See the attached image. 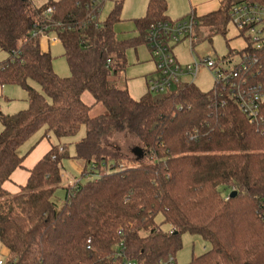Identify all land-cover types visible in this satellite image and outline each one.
<instances>
[{
	"label": "trees",
	"instance_id": "1",
	"mask_svg": "<svg viewBox=\"0 0 264 264\" xmlns=\"http://www.w3.org/2000/svg\"><path fill=\"white\" fill-rule=\"evenodd\" d=\"M41 1L0 0V51L8 54L0 62V87L20 86L28 103L14 115L0 113L4 264H111L120 247L136 264H155L175 260L184 233L210 245L187 264H264V101L252 123L216 83L206 93L185 84L162 98L148 90L137 100L129 95L119 80L126 53L141 45L150 51L149 27L173 22L166 0H147L134 20L136 36L122 40L115 31L122 1L103 21L107 0ZM240 4L264 8V0H224L213 13L188 16L198 23L191 51L223 35L231 9ZM38 31L61 44L69 77L53 71L50 52L33 37ZM238 33L246 47L233 66V82L264 89V46L252 47L250 37ZM84 92L93 104L82 101ZM95 105L105 113L92 116ZM82 127L72 159L84 164L82 176L96 178L68 185L57 207L53 199L67 158L59 142ZM127 137L138 141L135 156L118 149ZM42 140L49 151L27 170L17 193L7 192L4 184Z\"/></svg>",
	"mask_w": 264,
	"mask_h": 264
},
{
	"label": "rangeland",
	"instance_id": "2",
	"mask_svg": "<svg viewBox=\"0 0 264 264\" xmlns=\"http://www.w3.org/2000/svg\"><path fill=\"white\" fill-rule=\"evenodd\" d=\"M117 1H122V11L120 16L121 22L115 26L117 38L121 40L133 38L136 36L134 20L140 18L144 14L147 0H107L100 13V21H103L106 18L108 13L113 8L114 3ZM170 1L175 3L177 0ZM36 3H42V1L36 0ZM50 39H52V37ZM39 45L41 50L50 52L53 71L59 77H69L70 72L63 57V47L61 44L59 42L48 43L42 39H39ZM245 47L246 44L243 37L239 36L238 31L229 21L225 27V30H223V35H213L211 42L203 41L196 43L193 46V51H191L190 44L187 41H184L181 44L175 46L172 49V53L176 57V61L181 66L191 64L193 63V60L202 62L203 59L207 58L214 61L217 59H227L230 57L229 61L224 63L223 66L224 68H227L232 67L240 62L239 53H241ZM7 57V53L0 51V62L7 59ZM125 59V71H121L119 75L123 82H127L128 93L137 100L141 98L143 93H146L144 77L153 70V67L149 61L150 56L146 46L141 45L136 50H128ZM186 81L190 83L191 79H186ZM181 83L183 84V80H181ZM192 84L196 89L203 93L209 92L213 88L212 75L205 68L201 67ZM31 85L36 89V91L40 92V88L36 84L31 83ZM171 93H173V91H168L165 94L153 95V97L162 98L168 96ZM81 99L87 105H91L95 102L93 97L88 92H84L81 96ZM27 107V95L20 86L5 85L0 87L1 115H14L20 111L26 110ZM103 113H105V110L100 105H95L92 107L90 114L92 116H96ZM1 130L2 127L0 125V132ZM83 136L84 128L82 127L75 136L62 139L59 142L61 145L65 144L67 148V158L61 161L62 179L59 188L55 192V198L53 199V202L57 207H59L63 202L65 188L68 185L72 186L77 181L86 182L96 178L93 175L82 176L81 172L83 171L84 164L78 160L72 159V156L75 154V143ZM120 139L121 141L118 142L119 151L124 155L135 156L134 150L137 149L138 141L132 137ZM29 142L30 143H27L23 146L20 153L25 152L26 148L34 142V139L30 140ZM50 142L53 144H58V141L53 136H51ZM112 142L116 143L115 140ZM103 143L106 144L105 141ZM222 194L225 196L228 194V190L223 191ZM208 248H210V245L204 239H202L199 234L184 233L181 236V248L175 255V262L176 264H187L192 257H197ZM4 257L5 249L0 245V260H4Z\"/></svg>",
	"mask_w": 264,
	"mask_h": 264
},
{
	"label": "built area",
	"instance_id": "3",
	"mask_svg": "<svg viewBox=\"0 0 264 264\" xmlns=\"http://www.w3.org/2000/svg\"><path fill=\"white\" fill-rule=\"evenodd\" d=\"M230 22L237 31H243L244 34H247L246 36L250 37L252 47L263 48L264 8L257 5H237L230 11ZM197 27L198 23L192 17L173 22L157 23L149 27L147 41L154 62V75L149 77L147 81L148 92L152 94H165L168 91L175 92L182 85L192 84L200 68L203 67L212 75L213 83L222 88H227L242 114L252 123H256L259 119L260 104L264 101V89L260 85L250 86L243 81L241 85L234 83L233 66L223 67L227 61L219 63L207 58L203 59L202 62L193 60V63L185 66H181L176 61L172 49L184 41L191 44ZM38 36L47 42H57L54 36L43 35L42 31L33 34V37ZM51 37L52 39H50ZM107 63L109 64V61ZM186 79H191L190 83ZM181 80H183V84ZM113 255L115 260L111 264H136L126 258L122 247L119 250L117 249V252ZM0 264H4L3 259L0 260ZM155 264L176 263L170 257Z\"/></svg>",
	"mask_w": 264,
	"mask_h": 264
},
{
	"label": "crops",
	"instance_id": "4",
	"mask_svg": "<svg viewBox=\"0 0 264 264\" xmlns=\"http://www.w3.org/2000/svg\"><path fill=\"white\" fill-rule=\"evenodd\" d=\"M223 1L224 0H177L175 3H172L170 0H166L168 6L167 16L171 21L181 20L191 15L200 18L217 11L221 7ZM147 50L150 56L149 61L153 70L144 77L146 92L147 81L149 77L154 75V62L148 48ZM119 80L122 81L120 77ZM124 83L127 88V82L125 81ZM145 94L146 93H143V95ZM132 98L134 99V97ZM49 148L50 146L48 141H40L29 156L25 158L23 162L24 169L15 170L10 177V181L4 184V189L11 194L17 193L19 191V187L23 186L27 180V170L32 168V166L49 151Z\"/></svg>",
	"mask_w": 264,
	"mask_h": 264
},
{
	"label": "water",
	"instance_id": "5",
	"mask_svg": "<svg viewBox=\"0 0 264 264\" xmlns=\"http://www.w3.org/2000/svg\"><path fill=\"white\" fill-rule=\"evenodd\" d=\"M233 196H235V192H232V193L230 194V197H233Z\"/></svg>",
	"mask_w": 264,
	"mask_h": 264
}]
</instances>
